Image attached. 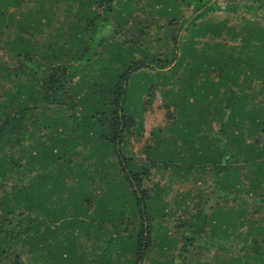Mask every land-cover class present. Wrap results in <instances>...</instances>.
Segmentation results:
<instances>
[{"label":"trees","instance_id":"16d2710c","mask_svg":"<svg viewBox=\"0 0 264 264\" xmlns=\"http://www.w3.org/2000/svg\"><path fill=\"white\" fill-rule=\"evenodd\" d=\"M240 1L0 0V264H264V0ZM156 93L174 118L138 158ZM64 199L87 236L43 229Z\"/></svg>","mask_w":264,"mask_h":264},{"label":"rangeland","instance_id":"374dc122","mask_svg":"<svg viewBox=\"0 0 264 264\" xmlns=\"http://www.w3.org/2000/svg\"><path fill=\"white\" fill-rule=\"evenodd\" d=\"M224 0H219V3H223ZM244 0H241L240 2H242ZM123 2H127V0H123ZM140 3L143 5L145 4V0H140ZM140 5V4H139ZM188 10L184 12V8L182 9V16L183 17H187L190 14H188ZM252 12H245V11H241L239 13H234L233 15H231V18L236 22L244 17L246 18H250ZM137 15L140 17H142L144 15L143 12H138ZM226 17V14H222L217 16L218 19H223ZM139 20V19H137ZM17 35H14L12 38L17 37L18 35H25L27 37V35L25 33H19L16 32ZM34 35V34H33ZM32 35V37H33ZM11 38V39H12ZM44 37L43 35H40L39 33H35V37L33 39L40 41L42 40ZM9 59H11L12 63H16L15 62V58L13 56V54L9 51L3 50L0 48V62L3 61L7 62L9 61ZM134 110H136V105L133 106ZM173 109L166 106L162 100L161 97L159 95V93H156L154 99L152 100V104L148 107L147 112L144 116V124L143 127L141 129V131L138 133L137 131L133 132L131 138H130V150L134 153V155L136 157H140L143 158L144 157V152H145V147L147 145H151L152 143H154V139L157 138V131L158 130H165L170 123L172 122V119L174 118L173 115ZM217 128V126H216ZM31 149L26 148L25 149V158H27L30 154ZM179 185L177 183H175L173 185V188L176 190L178 189ZM65 199L69 202V200L67 199V197L64 195ZM63 200L62 202L64 203V205H67V213H68V218L67 219H55L52 216H49L48 218H45L44 216L42 217V221H45V224L43 225V229L47 226L50 227V230H47V234L50 236L49 238H75L73 234H75V232L78 234V236L83 237V236H87L84 235L88 232H85V222H87L88 225H92V222L89 221L88 218L81 216L78 217V219H75L73 212H72V208L71 206L68 205V202L66 200ZM173 199V198H172ZM54 203L56 202L53 201ZM71 203V202H70ZM51 206H53V210L55 208V204L51 205L47 204L45 205V209L49 210L51 208ZM46 214V213H45ZM70 220H72V222H70ZM90 223V224H89ZM176 223L174 220L171 219V228L172 230V234L174 233V231L176 230ZM45 230H43L44 232ZM48 236H46L47 238ZM108 237L105 238V240ZM77 240H76V245H77ZM82 244L84 245L82 247V249L85 252H91V251H95V252H91L89 255V258H91L92 256L96 255L97 252V248H96V243H94L92 240L89 241L87 239H82ZM72 243V244H69ZM73 243H75V239L71 242H68L67 244H69L70 247H63L64 249H69L71 253H73L75 251L76 247H72ZM112 247L111 245H108V248ZM99 251L101 253V246H99ZM210 256H212L216 250L214 248L210 249ZM109 249L104 250V253L102 254L103 257L107 258L109 257ZM115 254V253H114ZM117 255V254H115ZM209 256V257H210ZM101 258V259H105V258ZM106 264H110L109 261L106 262Z\"/></svg>","mask_w":264,"mask_h":264}]
</instances>
